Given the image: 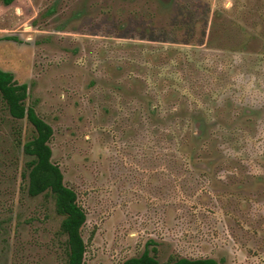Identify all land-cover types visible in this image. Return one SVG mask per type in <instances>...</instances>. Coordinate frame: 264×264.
<instances>
[{"label": "rangeland", "instance_id": "1", "mask_svg": "<svg viewBox=\"0 0 264 264\" xmlns=\"http://www.w3.org/2000/svg\"><path fill=\"white\" fill-rule=\"evenodd\" d=\"M0 70L53 130L83 264H264V0H0ZM32 135L0 96V264H65Z\"/></svg>", "mask_w": 264, "mask_h": 264}, {"label": "trees", "instance_id": "2", "mask_svg": "<svg viewBox=\"0 0 264 264\" xmlns=\"http://www.w3.org/2000/svg\"><path fill=\"white\" fill-rule=\"evenodd\" d=\"M9 4L11 0H4ZM222 13H215L212 21L210 41L218 38H234L231 28L222 24ZM222 44V43H221ZM0 96L11 118L25 119L32 127L33 135L23 146V152L29 157L26 162L27 194L30 197L47 195L53 198L56 215L62 217L61 234L64 242L65 264H83L86 245L81 230L86 222V213L79 205L77 194L63 182L62 173L52 160L49 146L53 130L33 107L26 106L27 86L18 84L12 73L0 70ZM154 252V250H153ZM122 264H160L155 256L144 251L140 256L126 259ZM167 264H218L211 258L188 259L177 258Z\"/></svg>", "mask_w": 264, "mask_h": 264}]
</instances>
